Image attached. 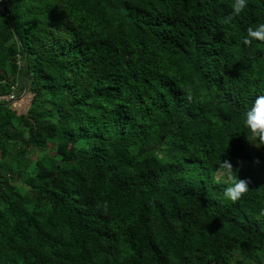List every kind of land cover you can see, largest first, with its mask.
<instances>
[{
  "label": "trees",
  "instance_id": "16d2710c",
  "mask_svg": "<svg viewBox=\"0 0 264 264\" xmlns=\"http://www.w3.org/2000/svg\"><path fill=\"white\" fill-rule=\"evenodd\" d=\"M231 2L4 0L0 264H264V0Z\"/></svg>",
  "mask_w": 264,
  "mask_h": 264
},
{
  "label": "clouds",
  "instance_id": "9594fccd",
  "mask_svg": "<svg viewBox=\"0 0 264 264\" xmlns=\"http://www.w3.org/2000/svg\"><path fill=\"white\" fill-rule=\"evenodd\" d=\"M248 6L249 0H232L230 18L239 16ZM254 40L264 41V23H259L255 27L247 29V34L243 37V43L250 45ZM242 123L246 129L247 141L256 147L264 145V94L257 95L254 98L243 114ZM240 166L238 164L234 170L233 164L224 159L218 166L219 175L226 185L224 196L232 202L242 199L250 188V180L243 179L239 175H233V172L239 170ZM261 212L264 214V209H261Z\"/></svg>",
  "mask_w": 264,
  "mask_h": 264
},
{
  "label": "rangeland",
  "instance_id": "374dc122",
  "mask_svg": "<svg viewBox=\"0 0 264 264\" xmlns=\"http://www.w3.org/2000/svg\"><path fill=\"white\" fill-rule=\"evenodd\" d=\"M24 99L23 100V102H22V105H20V107H19V109L18 110H20V111H23V110H25L26 109V107L28 106V104H29V95L27 94V96L26 97H24V95L23 94H21V95H17V97L15 98V99ZM16 103V102H15ZM47 152H49V154H51V153H53L54 152V145H52V144H48L47 145ZM41 153H44V152H41ZM185 166L187 167V168H189V167H193V164H191V163H186L185 164ZM187 176L190 178V177H192V172L191 171H188L187 170ZM211 176L214 178V180H216L217 182H222V177L219 175V169L217 170V171H214L212 174H211ZM258 178H261V179H264V175H262V176H258ZM223 183V182H222Z\"/></svg>",
  "mask_w": 264,
  "mask_h": 264
},
{
  "label": "built area",
  "instance_id": "2783aa9c",
  "mask_svg": "<svg viewBox=\"0 0 264 264\" xmlns=\"http://www.w3.org/2000/svg\"><path fill=\"white\" fill-rule=\"evenodd\" d=\"M3 3H4V0H0V8L1 9L4 8ZM14 98H15L14 94H10V95H0V101L1 100H4V101H7L8 100L9 101V100H12Z\"/></svg>",
  "mask_w": 264,
  "mask_h": 264
}]
</instances>
